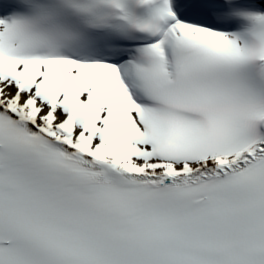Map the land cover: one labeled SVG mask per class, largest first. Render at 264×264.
Instances as JSON below:
<instances>
[{"label":"snow or ice","instance_id":"obj_1","mask_svg":"<svg viewBox=\"0 0 264 264\" xmlns=\"http://www.w3.org/2000/svg\"><path fill=\"white\" fill-rule=\"evenodd\" d=\"M0 264H264V0H0Z\"/></svg>","mask_w":264,"mask_h":264}]
</instances>
